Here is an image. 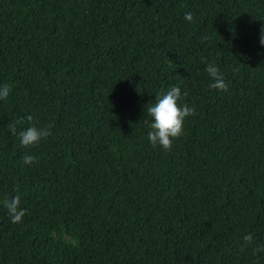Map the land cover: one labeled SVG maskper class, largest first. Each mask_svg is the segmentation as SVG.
<instances>
[{
	"label": "trees",
	"instance_id": "16d2710c",
	"mask_svg": "<svg viewBox=\"0 0 264 264\" xmlns=\"http://www.w3.org/2000/svg\"><path fill=\"white\" fill-rule=\"evenodd\" d=\"M262 28L264 0H0V264H264ZM173 86L196 115L165 151L145 121ZM17 119L52 135L24 148Z\"/></svg>",
	"mask_w": 264,
	"mask_h": 264
},
{
	"label": "clouds",
	"instance_id": "9594fccd",
	"mask_svg": "<svg viewBox=\"0 0 264 264\" xmlns=\"http://www.w3.org/2000/svg\"><path fill=\"white\" fill-rule=\"evenodd\" d=\"M185 20L188 22L194 21V16L191 12L185 13ZM259 43L264 46V28L261 29ZM206 72L212 78L210 88L218 91L227 92L229 89L228 83L224 80L218 67L215 63H206ZM11 92V87L8 84L0 85V100H7ZM187 96V92H181L179 86H173L166 92H161L155 96V103L147 108V114L152 117V121H145L150 129L147 133V138L153 146L159 145L165 151H171L173 142L184 135V124L188 117L196 115L195 106H188L180 103ZM27 121L33 120L32 116H28ZM24 120L17 119L8 125L9 131L13 135H18L20 145L24 148L40 144L42 140L47 139L52 135L51 129L53 124H48L43 127H37L34 124L26 128H21L18 131V126L22 125ZM24 164H32L37 162V158L33 155L26 154L23 158ZM17 191H19L17 189ZM21 198L19 195L13 196L5 200L4 206L7 208L11 222L20 223L22 218L27 214V210L20 207ZM253 235L251 233L243 236V246L247 247L253 243ZM253 255L264 253V246L253 248Z\"/></svg>",
	"mask_w": 264,
	"mask_h": 264
}]
</instances>
